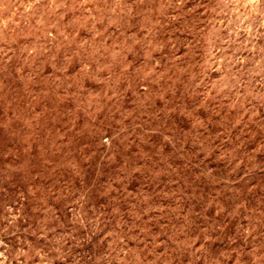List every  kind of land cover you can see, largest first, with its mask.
Segmentation results:
<instances>
[{
    "label": "rangeland",
    "instance_id": "obj_1",
    "mask_svg": "<svg viewBox=\"0 0 264 264\" xmlns=\"http://www.w3.org/2000/svg\"><path fill=\"white\" fill-rule=\"evenodd\" d=\"M0 264H264V0H0Z\"/></svg>",
    "mask_w": 264,
    "mask_h": 264
},
{
    "label": "trees",
    "instance_id": "obj_2",
    "mask_svg": "<svg viewBox=\"0 0 264 264\" xmlns=\"http://www.w3.org/2000/svg\"><path fill=\"white\" fill-rule=\"evenodd\" d=\"M3 111H4V110H3V107H2V105H0V119H1V117L4 116V114H5V113H3Z\"/></svg>",
    "mask_w": 264,
    "mask_h": 264
}]
</instances>
